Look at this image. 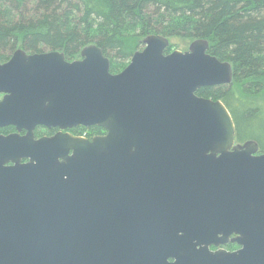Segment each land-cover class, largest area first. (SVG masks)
Returning <instances> with one entry per match:
<instances>
[{"label": "water", "instance_id": "95a60500", "mask_svg": "<svg viewBox=\"0 0 264 264\" xmlns=\"http://www.w3.org/2000/svg\"><path fill=\"white\" fill-rule=\"evenodd\" d=\"M143 45L119 74L97 45L0 63V128L27 132L0 136V264H264V154L197 95L231 85V64L204 40Z\"/></svg>", "mask_w": 264, "mask_h": 264}, {"label": "trees", "instance_id": "16d2710c", "mask_svg": "<svg viewBox=\"0 0 264 264\" xmlns=\"http://www.w3.org/2000/svg\"><path fill=\"white\" fill-rule=\"evenodd\" d=\"M152 35L169 40L166 53L207 41L212 56L231 64V85L197 95L224 103L237 143L256 142L264 153V0H0L2 62L17 49L61 52L74 62L97 45L110 59L111 73L119 74Z\"/></svg>", "mask_w": 264, "mask_h": 264}, {"label": "flooded vegetation", "instance_id": "af4514ba", "mask_svg": "<svg viewBox=\"0 0 264 264\" xmlns=\"http://www.w3.org/2000/svg\"><path fill=\"white\" fill-rule=\"evenodd\" d=\"M17 50H19V49H17ZM22 50H24V49H22ZM16 51H14V53ZM14 53L12 54V56L14 55ZM26 53L29 54V55H33V54L28 53V52H26ZM35 54H37V53H35ZM12 56L7 61H5V62L0 61V63L2 65L3 64H6L7 62L10 61V59L12 58ZM4 96H5V94H0V102L4 99ZM87 129H89V128H87ZM82 132H83L82 126H79V127H76V128H73V129L64 131V132L61 131L58 128H51V129H49V128H46V127H43V126H39V127H37L35 129L34 135H35V138L37 140L38 139H42V138H51V137L56 136L59 133H65V134L68 133V134H71L74 137L83 138V139H89V140H92L93 138L98 137V136H104V135H106V131L105 132H102L100 134H96V133L95 134H92L91 131H89L91 133H89V132L82 133ZM14 134H19L20 136H25L27 134V132L26 131L18 132L17 129L15 127H13V126H8V127L0 128V136L8 137V136H11V135H14ZM258 151H259V147H258ZM258 154L259 155H262L264 153H260V151H259ZM24 163H26V162H24ZM228 245L229 244H227L225 246H222L221 248L224 249V250H226V251H228V252H235V251H238L240 249L239 246L236 245V244H235L237 246L236 249H229L228 248ZM211 250L212 251H217V249L214 248V247H212Z\"/></svg>", "mask_w": 264, "mask_h": 264}, {"label": "rangeland", "instance_id": "374dc122", "mask_svg": "<svg viewBox=\"0 0 264 264\" xmlns=\"http://www.w3.org/2000/svg\"><path fill=\"white\" fill-rule=\"evenodd\" d=\"M189 47H190V46H188L187 49H186L185 51H187V50L189 49ZM142 50H143V48L139 49L138 51H142ZM175 51H183V50L180 49V50H175ZM262 99L264 100V94H263V96H262Z\"/></svg>", "mask_w": 264, "mask_h": 264}]
</instances>
